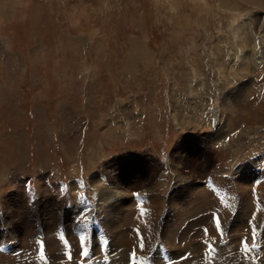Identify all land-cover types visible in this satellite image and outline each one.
<instances>
[{
    "label": "rangeland",
    "instance_id": "1",
    "mask_svg": "<svg viewBox=\"0 0 264 264\" xmlns=\"http://www.w3.org/2000/svg\"><path fill=\"white\" fill-rule=\"evenodd\" d=\"M80 236L264 264V0H0V264Z\"/></svg>",
    "mask_w": 264,
    "mask_h": 264
},
{
    "label": "snow or ice",
    "instance_id": "2",
    "mask_svg": "<svg viewBox=\"0 0 264 264\" xmlns=\"http://www.w3.org/2000/svg\"><path fill=\"white\" fill-rule=\"evenodd\" d=\"M215 227L217 229V232L220 234L221 238H223L224 233H223L222 226H221V223H220V219H219L218 216L215 217ZM204 232H205V235H207L208 234V229H204ZM60 238L62 240L64 239V237L62 235H61ZM254 238H255V231H253V239ZM79 240H80V244H81L80 255H81L82 258H86L89 253H88L87 247L85 246V237L84 236H80ZM242 244L245 246V250L247 251L248 241L247 240H243ZM141 247H142V245H141ZM208 247L211 250L212 246L208 245ZM40 255H41V259L43 260L44 259V245H43L42 242L40 243ZM68 259L71 260V255L70 254L68 255Z\"/></svg>",
    "mask_w": 264,
    "mask_h": 264
},
{
    "label": "crops",
    "instance_id": "3",
    "mask_svg": "<svg viewBox=\"0 0 264 264\" xmlns=\"http://www.w3.org/2000/svg\"><path fill=\"white\" fill-rule=\"evenodd\" d=\"M141 173H142V175H144V172H143V170L141 171ZM152 177H150L149 179H151ZM151 182V181H150ZM143 183H145V182H143ZM146 183H148V181H146ZM145 183V184H146ZM135 190H137V189H135Z\"/></svg>",
    "mask_w": 264,
    "mask_h": 264
},
{
    "label": "bare ground",
    "instance_id": "4",
    "mask_svg": "<svg viewBox=\"0 0 264 264\" xmlns=\"http://www.w3.org/2000/svg\"><path fill=\"white\" fill-rule=\"evenodd\" d=\"M257 2V1H256ZM192 168V167H191Z\"/></svg>",
    "mask_w": 264,
    "mask_h": 264
}]
</instances>
